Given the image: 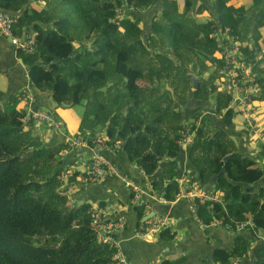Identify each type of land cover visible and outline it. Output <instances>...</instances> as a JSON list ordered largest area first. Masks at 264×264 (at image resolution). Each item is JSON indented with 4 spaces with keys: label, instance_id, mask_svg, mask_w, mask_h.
Returning a JSON list of instances; mask_svg holds the SVG:
<instances>
[{
    "label": "trees",
    "instance_id": "16d2710c",
    "mask_svg": "<svg viewBox=\"0 0 264 264\" xmlns=\"http://www.w3.org/2000/svg\"><path fill=\"white\" fill-rule=\"evenodd\" d=\"M197 1L186 0L180 13L177 0H0L6 11L14 13L33 2L44 5L41 10L30 7L15 25L17 35L36 34L37 50L27 59L34 87L50 89L59 106H83L81 131L88 143L96 146L100 128L107 139L122 140L131 161L169 202L179 193L177 164L182 150L178 142L187 127L181 102L193 89L191 66L199 79L196 99L204 103L214 99L216 115L223 114L233 98L219 89L221 70L209 74L211 66L224 64L215 62L214 21L195 27L198 32L188 22ZM157 5L161 17L153 24V37L144 40V29L129 12ZM214 5L217 23L223 30L230 28V34L245 45L243 55L253 64L261 89L256 105L264 113V56L257 59L260 35L250 39L244 29L255 15L228 6V0H215ZM118 11L123 12L120 20ZM200 31L203 39H197ZM54 39L78 47L63 58L52 50ZM1 99L0 92V264H114V249L101 244L93 231V206L68 194L64 173L70 174L69 181L76 174L63 167V147L44 146L30 129L34 120L25 118L18 97L6 105ZM200 113L201 109L191 112L193 129ZM189 159L195 169L187 174L190 182L207 187L217 176L215 189L225 201L224 206L197 204L203 223L219 219L235 231L238 224L252 219L256 229H264V189L246 197L241 192L233 195L240 191L235 190L238 183L254 184L261 171L237 152L227 134L214 131L206 117L198 126ZM248 251L249 244L239 237L233 257ZM229 259L221 264H230Z\"/></svg>",
    "mask_w": 264,
    "mask_h": 264
},
{
    "label": "crops",
    "instance_id": "0c3cea01",
    "mask_svg": "<svg viewBox=\"0 0 264 264\" xmlns=\"http://www.w3.org/2000/svg\"><path fill=\"white\" fill-rule=\"evenodd\" d=\"M177 1L179 3V12L185 11L186 0ZM214 4L215 0H198L195 8L189 11L190 16L188 19L190 21L188 22L195 25L193 27L195 32H198L195 28L197 26H202L213 21L214 23L216 22V24H212V37L217 41V49L214 54L216 58L215 62L220 63L224 62V49L222 47L226 46L224 44L230 38L234 37L242 45L244 43L236 36L232 34L226 35L222 31L223 28L216 21L217 16ZM160 6L157 5L146 11H130V14L128 13L132 16V19L139 21V26L144 29V40L153 37V24L161 17ZM228 6H232L238 11H252L255 17L258 16V18L254 17L252 21L245 23L244 29L247 37L250 39L255 40L252 36L256 33L260 35L258 39L261 42L259 52L264 51V0H228ZM30 7L41 10L44 8V5L33 2ZM30 7L24 5L19 11L14 13L12 11H6L0 5V11L13 15L18 20L17 17L22 16ZM234 17L239 18L240 14L236 13ZM43 26L46 28L49 25ZM196 36L197 39H203L205 34L200 31ZM50 44H52V50H58L60 56L63 58L71 54L72 50L69 46L73 45L60 44L56 39L50 42ZM74 46L76 48L78 47L76 44ZM68 49H70V52H68ZM27 59H30L29 55L17 51L10 40L0 34L1 103L6 105L12 98L18 97L25 89H28L32 96L31 100L29 102H21L20 104L26 111V114H29L33 110L47 111L51 118L61 125L60 128H55L52 125L44 127L37 124V121L34 120L30 129L36 136L42 139L45 147H63V167L68 169L70 173L76 174L74 180L69 181L67 177H64L67 182V187H69L68 194L73 195L78 202H89L93 206V209L99 212L100 216L105 220L111 218L116 220L119 217H124V226L116 231L115 236L121 253L129 263L221 264L228 256H230L229 261L231 263V260L236 258L233 257V254L236 250L237 239L239 237H243L249 244V251L246 255L240 257V264L264 263V229H256L255 227L253 228L247 225L242 229L234 231L228 229L219 219H216L211 224H205L194 213L193 203L191 201L177 199V196L174 201H166L159 193L153 190L151 179L146 174H143L144 170L140 169L135 162L131 161L125 151V143L122 140L117 139L111 141L108 139L109 141H107L110 147L102 150H97L95 145L91 146L90 144L87 147L79 149H67V138L86 137L81 131V124L86 109L84 108L82 110L78 106H59L55 102L50 89L39 90L35 88L29 75L31 65ZM207 65L211 66L210 62H207ZM221 66H219L220 68L217 65L211 66L209 74L219 72L222 69ZM194 73L195 71L191 66V77L195 76ZM43 75H48V68H45ZM217 81L219 86L220 78ZM197 89L193 87L189 92L187 100L181 102L186 114L184 120L187 127L185 125L186 128L184 130L191 129L196 137L198 126L200 127L202 119L204 117L208 118L214 131L227 134L236 145L237 152L243 157L250 159L255 165L253 168L260 170L262 173L261 177L254 184H248L246 182L238 183L235 190L239 188L240 191L234 190L233 195L238 196L241 192L246 197L248 193L254 194L260 192L264 189L263 143L245 126L242 117L234 110H225L223 114L216 115L214 113V99L207 103L198 101L196 99ZM256 104L255 102L257 122L264 130V113H262V108H260L259 103L258 106ZM200 109V120L197 126H195L196 129H193L194 120L191 112L196 111L198 113ZM98 130L97 136L102 135L107 138L103 128ZM76 132L77 134H74ZM179 145L182 150L177 164L179 192L190 190L193 186H198L203 190L220 192L215 189L217 176L212 178L210 185L207 187H201L196 183L190 182L187 174L194 169L189 161V153L192 146L184 148L180 143ZM94 149L99 154L108 158L122 175L127 176L139 189V192L133 191L132 188L127 186L125 180L118 176L108 177L99 183L84 182V177L86 176L88 164L93 156ZM184 178L187 181L181 184L180 181ZM164 183L165 186L168 185L166 181ZM152 213L154 214L152 218H164L168 224V228L156 235H145V230L152 219L146 221V217Z\"/></svg>",
    "mask_w": 264,
    "mask_h": 264
},
{
    "label": "built area",
    "instance_id": "2783aa9c",
    "mask_svg": "<svg viewBox=\"0 0 264 264\" xmlns=\"http://www.w3.org/2000/svg\"><path fill=\"white\" fill-rule=\"evenodd\" d=\"M123 12H117V20L122 19ZM17 19L6 12L0 11V34L9 39L14 48L27 55H32L37 50V38L36 34L30 32H24L22 35L15 33V25ZM226 35L231 33L230 28L222 30ZM224 49V65L221 69L220 89L227 90L232 96V100L229 103L228 109L234 110L239 116L242 117L245 126L253 132L264 145V130L260 127L256 118L255 102L260 95V87L255 81V74L253 65L245 59L243 55V47L241 43L236 41L234 37L230 38L225 43ZM264 51H261L257 55V59H262ZM31 94L28 89H25L19 96L20 103L29 102L31 100ZM214 113L216 110L214 108ZM25 118L33 119L37 121L40 126L52 125L55 128H60V124L54 121L47 111L33 110L29 114H26ZM96 149L102 150L109 148L108 139L105 136H97ZM108 140V141H107ZM195 133L191 129L184 130L181 133L179 143L182 147L187 148L194 145ZM67 149H79L89 146L88 141L81 137H69L67 138ZM94 149L93 156L91 157L84 182L99 183L108 177L118 176L122 177L127 186L132 188L133 191L139 192V189L133 184V182L116 168V166L105 156L99 154ZM143 174H145L143 172ZM70 174H66L65 177H69ZM187 180L184 178L180 183H185ZM137 195V194H136ZM177 199H186L193 203V211L197 215V204L215 203L224 205L223 195L221 192L213 190H203L198 186H193L190 190H184L178 193ZM247 225L254 228V221L250 219L246 223L238 224L236 230L242 229ZM124 226V217H119L114 220L113 218L105 220L100 216V213L94 209L93 214V231L97 235V239L101 244L109 246L114 249L113 262L114 264H131L123 256L119 249V244L115 233L118 229ZM228 229L232 230L230 225H225ZM168 228V224L164 218L155 217L152 218L149 226L145 230V235H156L161 233L162 230ZM241 258L236 257L231 260L230 264H240ZM264 264V263H263Z\"/></svg>",
    "mask_w": 264,
    "mask_h": 264
},
{
    "label": "water",
    "instance_id": "95a60500",
    "mask_svg": "<svg viewBox=\"0 0 264 264\" xmlns=\"http://www.w3.org/2000/svg\"><path fill=\"white\" fill-rule=\"evenodd\" d=\"M191 80H192V82H193V87H194L195 89H197L198 86H199V79H198L197 77H195V76H192V77H191ZM224 172H225V171H223V173H224ZM153 216H154L153 213H152V214H149V215L146 217V221H147V220H150Z\"/></svg>",
    "mask_w": 264,
    "mask_h": 264
},
{
    "label": "rangeland",
    "instance_id": "374dc122",
    "mask_svg": "<svg viewBox=\"0 0 264 264\" xmlns=\"http://www.w3.org/2000/svg\"><path fill=\"white\" fill-rule=\"evenodd\" d=\"M70 45V44H69ZM70 47V49L73 51V48H75V46L73 45V46H69ZM70 49H68V52H70ZM252 64V63H251ZM253 65V64H252ZM190 75H191V73H190ZM192 81V80H191ZM192 85H193V82H192ZM186 89V88H185ZM219 89H220V87H219ZM221 90V89H220ZM83 106H78V108H80V109H84V107L82 108ZM73 132H75V131H73ZM74 134H77V132L76 133H74ZM102 136V135H101ZM64 180H65V184H67V182H66V179L64 178Z\"/></svg>",
    "mask_w": 264,
    "mask_h": 264
}]
</instances>
